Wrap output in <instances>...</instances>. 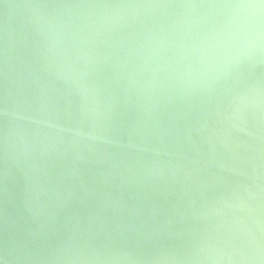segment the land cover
<instances>
[{
	"label": "water",
	"instance_id": "obj_1",
	"mask_svg": "<svg viewBox=\"0 0 264 264\" xmlns=\"http://www.w3.org/2000/svg\"><path fill=\"white\" fill-rule=\"evenodd\" d=\"M3 264H264V0H0Z\"/></svg>",
	"mask_w": 264,
	"mask_h": 264
},
{
	"label": "snow or ice",
	"instance_id": "obj_2",
	"mask_svg": "<svg viewBox=\"0 0 264 264\" xmlns=\"http://www.w3.org/2000/svg\"><path fill=\"white\" fill-rule=\"evenodd\" d=\"M0 264H3V261L2 260H0Z\"/></svg>",
	"mask_w": 264,
	"mask_h": 264
}]
</instances>
